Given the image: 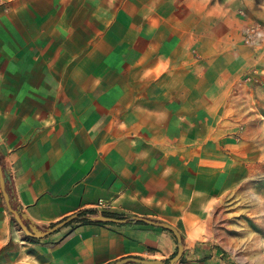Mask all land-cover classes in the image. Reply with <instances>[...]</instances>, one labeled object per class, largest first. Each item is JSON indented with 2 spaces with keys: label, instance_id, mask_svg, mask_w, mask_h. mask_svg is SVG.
I'll return each instance as SVG.
<instances>
[{
  "label": "crops",
  "instance_id": "obj_1",
  "mask_svg": "<svg viewBox=\"0 0 264 264\" xmlns=\"http://www.w3.org/2000/svg\"><path fill=\"white\" fill-rule=\"evenodd\" d=\"M81 6L0 5V160L12 204L43 229L82 216L28 236L0 176V264L176 254L171 230L81 221L90 209L175 226L176 264H233L207 222L223 199L247 201L264 183V127L244 123L243 98L229 94L256 86L244 101L264 100V0H112L97 26ZM255 23L263 41L250 46L243 31ZM261 197L264 223V184Z\"/></svg>",
  "mask_w": 264,
  "mask_h": 264
},
{
  "label": "rangeland",
  "instance_id": "obj_2",
  "mask_svg": "<svg viewBox=\"0 0 264 264\" xmlns=\"http://www.w3.org/2000/svg\"><path fill=\"white\" fill-rule=\"evenodd\" d=\"M12 0H0V5H4ZM84 4V8L93 17V25L100 24V16L107 9L112 0H77ZM92 14H94L92 16ZM237 87V86H236ZM233 86L229 89V94H234L243 98L235 108L243 112L240 117L244 123L254 130L256 127H264V100L253 99L244 101L246 91L256 93L257 87H242L237 92V88ZM253 91V92H252ZM262 96L264 91L260 90ZM240 94V95H239ZM237 119V118H233ZM254 135V134H253ZM262 181L254 182L253 197L247 201L239 196H230L221 201L215 212L209 215L207 227L209 228V236L217 246H220L225 255L233 262V264H264V223L262 213ZM246 209H250L247 211Z\"/></svg>",
  "mask_w": 264,
  "mask_h": 264
},
{
  "label": "water",
  "instance_id": "obj_3",
  "mask_svg": "<svg viewBox=\"0 0 264 264\" xmlns=\"http://www.w3.org/2000/svg\"><path fill=\"white\" fill-rule=\"evenodd\" d=\"M0 176H1V187L4 192V196L7 202V207L10 210L11 213L14 214L15 219L17 220L20 228L28 235L34 238H42L47 235H50L54 232H56L58 229L62 228L66 224L74 221L75 219L81 218L82 216L79 213L72 214L68 216L67 218L63 219L62 221L54 224L51 227L48 228H41L39 227L29 216L28 213L21 211L18 207H14L12 204L11 196L7 191V183L10 181V175L5 168H3L0 160ZM88 218L93 219V220H100V221H106V222H117V223H127V222H143L146 224L150 225H155V226H160L163 228H166L168 230H171L178 242V249L176 254L170 258L167 261L163 260H155V259H142V258H135V257H128L124 258L122 260H118L116 262L110 263V264H126L128 262H137L140 264H176L181 257L184 254V242H183V237L180 233V231L173 225L162 222V221H157V220H152L149 218L145 217H140V216H131L128 218H120L112 215H105L103 213H99L97 216H89Z\"/></svg>",
  "mask_w": 264,
  "mask_h": 264
},
{
  "label": "built area",
  "instance_id": "obj_4",
  "mask_svg": "<svg viewBox=\"0 0 264 264\" xmlns=\"http://www.w3.org/2000/svg\"><path fill=\"white\" fill-rule=\"evenodd\" d=\"M240 13L245 15V11L240 10ZM244 42L250 46H258L262 43L263 38L261 35V26L260 24H251L245 27L243 31ZM109 207L108 202L103 199H100L98 202V208L106 209Z\"/></svg>",
  "mask_w": 264,
  "mask_h": 264
},
{
  "label": "trees",
  "instance_id": "obj_5",
  "mask_svg": "<svg viewBox=\"0 0 264 264\" xmlns=\"http://www.w3.org/2000/svg\"><path fill=\"white\" fill-rule=\"evenodd\" d=\"M99 213L101 212H98L97 210H93V209H90V210H86L85 212H83V214L85 215H92V216H97ZM105 215H111L110 213H103ZM81 221H89L88 217H84L83 219H81Z\"/></svg>",
  "mask_w": 264,
  "mask_h": 264
}]
</instances>
